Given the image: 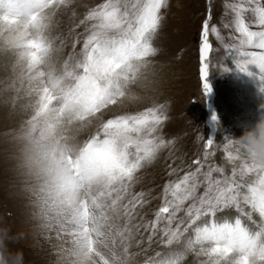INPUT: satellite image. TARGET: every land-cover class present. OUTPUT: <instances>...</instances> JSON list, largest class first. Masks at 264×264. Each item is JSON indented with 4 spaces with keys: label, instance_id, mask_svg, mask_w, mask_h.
Segmentation results:
<instances>
[{
    "label": "rangeland",
    "instance_id": "obj_1",
    "mask_svg": "<svg viewBox=\"0 0 264 264\" xmlns=\"http://www.w3.org/2000/svg\"><path fill=\"white\" fill-rule=\"evenodd\" d=\"M106 2L56 0L51 7L24 10L15 20H5L0 13V228H10L15 237L7 247L22 250L24 264H163L171 259H180L181 264H232L229 258L197 256L186 249L195 241L194 229L212 222L234 224L240 219L250 231H259L264 220L250 205L241 202L239 209L232 206L218 210L215 217L201 216L184 231L189 222L184 210L194 202L198 205V199H189L171 225L167 214L155 227L153 222L164 206L165 185L197 168V198L208 187L209 170L213 181L230 178L235 170L236 180L242 176L246 185L242 191L261 178L258 168L247 170L253 162L235 139L264 119V72L258 65H246L249 75L236 68V60L244 59L240 53L264 51L256 46L258 37L250 45L238 30L243 19L250 31H264L254 11L264 0H168L152 39L157 52L147 58L136 83L117 103L85 114L66 104L72 83L67 72L83 58L84 41L97 23L88 20V14ZM127 2L131 10L135 0ZM29 11L40 18L43 28L27 18ZM206 20L212 91L204 99L200 50ZM41 35L55 56L33 64L27 44ZM225 67L229 71L224 72ZM159 105L167 120L156 135L170 143L134 173L126 192L84 174L82 155L93 137L104 138V123ZM208 138L215 142L205 149ZM128 151L135 154V143ZM197 159L200 165L193 163ZM167 199L173 200L170 194ZM126 205L130 216L125 215ZM85 207L90 214L86 222L81 219ZM181 220L179 243L166 244L165 230L175 229ZM202 246L212 247L208 242ZM195 247L198 251L201 245Z\"/></svg>",
    "mask_w": 264,
    "mask_h": 264
},
{
    "label": "snow or ice",
    "instance_id": "obj_2",
    "mask_svg": "<svg viewBox=\"0 0 264 264\" xmlns=\"http://www.w3.org/2000/svg\"><path fill=\"white\" fill-rule=\"evenodd\" d=\"M59 2L64 3L65 0H59ZM55 3L56 0H0V13L5 14L2 17L5 20H15L24 10L51 7ZM167 6L168 0H135L129 10L127 0H107L99 9L90 12L87 19L95 20L97 23L92 25L91 34L84 41L83 58L77 59L74 69L67 72L72 83L69 85L66 104L80 109L85 114H95L102 108L117 103L118 98L124 97L126 90L136 83L141 68L147 66L145 63L147 58L154 56L157 52L152 39L164 18L162 9H166ZM254 11L258 16L259 24L264 26V4L257 6ZM29 19L36 23L40 18L35 12L29 11ZM42 26L38 25V27ZM238 30L246 38L244 42L250 45L253 44L254 38L258 37L256 46L264 50V31H250L243 19L238 23ZM208 31L209 25L206 20L203 25L200 50V79L204 99L212 91L208 82L210 74ZM27 46L31 49L28 55L33 64H39L42 54L49 48L43 38L30 40ZM240 56L244 59L236 60L237 69L251 75L246 65H258L261 72H264V51L244 52L240 53ZM223 71L227 72L229 68L225 67ZM163 108V105L150 107L139 114L121 115L104 123L102 125L104 138L100 139L99 134L93 137L82 155L80 166L84 174L103 179L109 186H118L117 191L126 192L134 173L142 167L144 162L154 159L160 149L167 147L170 143L156 135L158 129L167 120V116L162 114ZM212 119L214 121L217 119L215 114ZM214 142L212 138L206 139L205 149H210ZM132 143L136 146L135 154L128 151ZM193 163L200 165L201 161L197 159ZM256 168L260 170L261 178L256 185H247V191H242L246 185L241 182L242 176L241 181L236 180L235 170L232 177L214 181L211 179L213 170H209L205 174L209 178L208 187L204 195L199 198L195 196V192L198 187L197 173L200 172V168H197L196 172H188L177 183L166 184L164 206L160 207L156 213L153 227L163 214H167L168 224L171 225L177 212L184 210L181 206L189 199L193 201L198 199V205L194 202L184 210L189 221L184 231L194 225L201 216L215 217L218 210L222 211L232 206L239 209L241 202L250 205L251 209L258 212L264 220V168L253 163L247 170L252 171ZM168 194L173 198L172 201L167 199ZM136 203V198L130 201L132 209L135 208ZM243 214L252 220L250 212ZM89 215L85 207L81 219L86 222ZM125 215H131V209L127 205ZM181 224H184L183 220L175 229L169 227L165 230V235L168 236L166 244L171 245L174 241L179 243L183 235ZM87 231L88 229L85 228V234ZM194 231L195 241H190L186 249L189 253L195 252L197 256L215 255L229 258L232 264H258V262L264 264V224L260 225L259 231L252 232L242 224L240 219H237L234 224L212 222L203 227L198 226ZM205 242L210 243L212 247L204 248L202 245ZM196 245H201L198 251ZM178 255L183 257V253ZM163 264H181V262L180 259H171Z\"/></svg>",
    "mask_w": 264,
    "mask_h": 264
},
{
    "label": "clouds",
    "instance_id": "obj_3",
    "mask_svg": "<svg viewBox=\"0 0 264 264\" xmlns=\"http://www.w3.org/2000/svg\"><path fill=\"white\" fill-rule=\"evenodd\" d=\"M40 38H43V36L41 35ZM45 43L49 45V48L46 53L42 54L41 64L50 62L55 56L53 46L47 41ZM235 141L245 150L255 165L264 168V119L258 121L254 129L246 131ZM10 232V228H0V264H24L23 251L17 250L12 252L7 247L9 242L15 240V237L10 235Z\"/></svg>",
    "mask_w": 264,
    "mask_h": 264
},
{
    "label": "bare ground",
    "instance_id": "obj_4",
    "mask_svg": "<svg viewBox=\"0 0 264 264\" xmlns=\"http://www.w3.org/2000/svg\"><path fill=\"white\" fill-rule=\"evenodd\" d=\"M41 10V9H40ZM37 11V10H36ZM41 12V11H40ZM28 13V12H27ZM41 15V14H40ZM24 16H26V15H24ZM28 19H29V17H27ZM22 20V19H21ZM18 21V20H17ZM31 21V20H30ZM40 21V20H39ZM39 21L38 22H36V23H34V24H36V26H38V25H40L39 24ZM24 22V21H23ZM12 23H13V21H12ZM45 25V24H44ZM22 27H24V26H22ZM24 32V31H23ZM29 38V37H28ZM18 39V38H17ZM27 39V38H26ZM18 41V40H17ZM22 41V40H21ZM17 46H22L21 44H23V42H16L15 43ZM35 92H33V94H34ZM50 122V121H49ZM47 124V123H46ZM48 125V124H47ZM47 129V128H46ZM46 135V134H45ZM45 137V136H44ZM88 188V187H87ZM78 210V209H77ZM78 216H80V215H78ZM92 218V217H91ZM98 218V217H97ZM93 219V218H92ZM96 219V218H95ZM81 220V219H80ZM93 222V221H92ZM91 222V223H92ZM76 227V226H75ZM97 227V226H96ZM71 228L72 229H75L74 228V226H71ZM84 229V228H83ZM90 257H92L91 255H89ZM89 257V258H90ZM98 257V256H97ZM81 258V257H80ZM75 259V258H74ZM99 259V258H98ZM76 260V259H75ZM92 260V259H91ZM77 261V260H76ZM81 261V260H80ZM87 261V260H86ZM95 261V260H94ZM100 262V261H99ZM99 262H98V264H99ZM76 264V263H75ZM89 264V263H88Z\"/></svg>",
    "mask_w": 264,
    "mask_h": 264
}]
</instances>
